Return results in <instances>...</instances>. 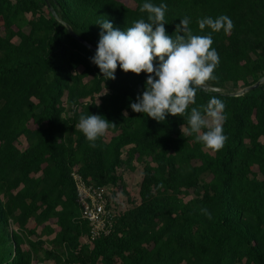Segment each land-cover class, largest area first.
Wrapping results in <instances>:
<instances>
[{"label":"trees","instance_id":"16d2710c","mask_svg":"<svg viewBox=\"0 0 264 264\" xmlns=\"http://www.w3.org/2000/svg\"><path fill=\"white\" fill-rule=\"evenodd\" d=\"M132 1L0 0V264H264V82L230 94L264 76V0ZM145 2L167 5L168 35L188 17L193 35L212 36L220 63L206 83L225 89L199 87L185 116L164 122L130 107L146 73L118 66L105 80L90 60L96 50L65 25L97 47L98 21L126 30L147 20ZM220 15L234 22L230 34L199 28L198 19ZM213 96L226 105L219 151L187 124L191 108L203 111ZM90 114L116 124L95 148L75 128ZM137 165L139 203L119 209L111 233L91 240L73 172L112 186L114 201L120 169ZM39 228L52 248L33 239Z\"/></svg>","mask_w":264,"mask_h":264},{"label":"clouds","instance_id":"9594fccd","mask_svg":"<svg viewBox=\"0 0 264 264\" xmlns=\"http://www.w3.org/2000/svg\"><path fill=\"white\" fill-rule=\"evenodd\" d=\"M140 11L147 12V20L134 21L126 30L114 27L109 19L98 21L101 31L95 55L90 60L105 80L116 79L118 66L125 73L147 74L145 90L130 104L133 112L146 114L157 122H164L169 114L183 117L189 106L196 103L198 88L216 79L214 71L220 58L212 47V36L193 35L188 17L176 25L174 37L168 35L166 4L157 6L145 2ZM197 23L201 30L207 26L213 32L223 30L226 35L234 28V22L227 15L215 19L205 17ZM225 107L221 99L213 96L203 111L192 107L187 116L189 135L196 134L195 140L207 149L219 151L225 146L228 139L223 127ZM115 126L102 115L90 114L81 115L75 128L95 148L96 141ZM201 212L211 219L207 208H201Z\"/></svg>","mask_w":264,"mask_h":264},{"label":"built area","instance_id":"2783aa9c","mask_svg":"<svg viewBox=\"0 0 264 264\" xmlns=\"http://www.w3.org/2000/svg\"><path fill=\"white\" fill-rule=\"evenodd\" d=\"M73 178L77 188V202L83 217L90 223V239L95 240L110 234L118 212L112 199V186H95L78 171L73 172Z\"/></svg>","mask_w":264,"mask_h":264},{"label":"rangeland","instance_id":"374dc122","mask_svg":"<svg viewBox=\"0 0 264 264\" xmlns=\"http://www.w3.org/2000/svg\"><path fill=\"white\" fill-rule=\"evenodd\" d=\"M124 1L129 4H133L132 0ZM119 172H122L123 180L121 181L120 185L117 186V197L113 201L115 202L116 209L118 210L125 209L133 206L136 203H139V189L143 176V167L141 165H137L135 170L121 168ZM52 237L53 236L48 237L43 234L42 229L39 228L38 236L34 235L33 239H46V243H44L45 247L52 248L53 244L49 242V239ZM37 263L55 264L54 260H47L46 262H43L42 260H36V264Z\"/></svg>","mask_w":264,"mask_h":264},{"label":"water","instance_id":"95a60500","mask_svg":"<svg viewBox=\"0 0 264 264\" xmlns=\"http://www.w3.org/2000/svg\"><path fill=\"white\" fill-rule=\"evenodd\" d=\"M48 6L50 8V10L53 12V14L55 15V17L57 19H59V21L63 22L62 19L59 17L58 13L55 11L54 7L52 6V4L50 2H48ZM65 25L67 26L68 30L70 31V33L77 39L79 40L81 43H83L84 45L91 47L93 49L96 50V46H94L93 44L89 43L88 41H86L85 39H83L82 37H80L78 34H76V32L72 29V27L68 24L65 23ZM155 64V63H154ZM264 82V76L259 79L256 83L244 87L243 89L237 91V92H231L230 94L232 95H240L243 94L249 90L258 88L262 83ZM201 88L205 89V90H211V91H218V92H223L225 91L224 88L220 87V86H215V85H211L209 83H205L203 86H200Z\"/></svg>","mask_w":264,"mask_h":264}]
</instances>
